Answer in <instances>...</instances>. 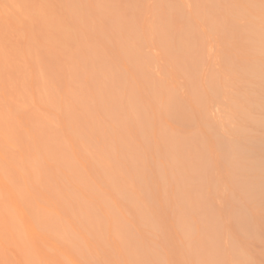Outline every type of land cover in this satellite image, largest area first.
Returning <instances> with one entry per match:
<instances>
[{
	"label": "rangeland",
	"instance_id": "1",
	"mask_svg": "<svg viewBox=\"0 0 264 264\" xmlns=\"http://www.w3.org/2000/svg\"><path fill=\"white\" fill-rule=\"evenodd\" d=\"M156 1H158L159 3H157ZM161 1L155 0L154 3V0H0V264H141L140 261H143L142 264H187L189 262V257L186 254L188 251V243L193 242L194 239L197 238L200 239V241L202 240L204 244L207 242V245L203 244L204 247H210L209 249H211V247L214 248V250L211 249L214 252L210 253L221 254V260L227 257L226 261H220V264H234L232 255L229 252V241L232 234L228 232L229 230L234 229V227L230 222L232 211L231 208L228 207L226 202L227 193H224L223 195L222 192L220 197L218 194L217 197L216 193L212 190V193H214V195L211 194V201L209 204L211 205V212H209V208L206 213H203L205 206H203L204 204H202V200H199V205L196 204V207H193L196 202L195 198L199 197L201 195V192L209 191L208 189H210L208 188V185H204L206 184L205 182L198 186V180L200 179L199 176L202 175L201 167L199 166V162H197L198 155L199 153H201L200 151L203 150L201 146H199L200 144L198 145L201 137H204L203 139H206L205 136L207 137L205 141L201 139V141L207 142L203 150L204 153L202 152L204 155L208 154L206 155L208 158L205 159L206 162H208L209 165L212 164L211 166H214V168L215 163L213 162L217 160V162L219 163H217L216 165L213 176L216 179L218 178L219 181L220 179L224 181L226 185L228 177L226 168L224 166L225 164L221 163L222 160L220 161L221 152L219 154V151L213 147L212 143H210L211 140L208 139L209 135L206 134L205 131L201 128L199 122H197L198 124L196 126V121L198 118L196 103L201 91L202 94L209 93L207 89L209 88L208 86L210 81L207 79V76L209 74L214 75L213 77L216 76L213 80H216L217 82L220 81V78L222 76L225 77L226 80L234 77L230 80V83L234 87H232V85L230 86L229 83V85H227V87L224 89H228V86H230L229 88L232 89H230V92H227V90L224 91H226V93H230L234 97L238 96L240 98V95L237 94L241 92L242 96V91H244L242 86L246 87L248 83L245 84L243 82V79H240V76L237 74L233 76L232 74L229 75L230 72L228 71L227 66H225L226 64L223 62L226 61V59L229 60L230 58H236L237 60H249V55L255 52L256 49L260 47V45L258 41H256L257 43H254L255 40L252 41L248 39L247 36H245L247 37L246 39L243 38V35L242 38L240 37L241 39L239 38L235 42L233 40L231 44H228V40L227 43L226 41H224L225 38L220 36L221 33L217 35V37L215 36L216 34L214 35V37H212L211 32H209L206 28L207 25L205 24L206 26H203L205 22H203V24L202 22L200 23L199 19L201 18L193 14L195 11V7L193 6H196L194 0H188V2L187 0H184L185 2L182 0H174V2L173 0H163L164 2L166 1L165 3ZM189 1H192L191 4L193 6ZM228 1L229 0H226V2ZM240 1L233 0L232 2V0H230V4L244 3L245 0ZM254 1L258 2L257 0ZM261 1L263 2V0ZM260 2H258L257 5L260 6ZM154 4L156 5L154 6ZM151 5L152 8L150 7ZM254 5H256V3ZM159 6H162L161 9ZM182 6H185L188 9H185V7L182 8ZM155 7L157 8L155 9ZM222 8V10L225 9L223 6ZM256 8L258 9L257 11H259V8L261 7L256 6ZM127 10L130 14L126 13ZM224 11H221L220 8V17L223 16L220 19L224 20L225 18V20L222 21V24L223 22H225L224 25L225 27H227L226 20L228 19L227 16L230 15L227 14V16H225L224 14L229 13L230 11H225L226 13ZM249 11V15H247L246 18H248V16L250 15L253 19V16L255 15V17H261V15H259L261 14L260 12H258V14L252 9H250ZM252 13L255 14L252 15ZM166 15L168 17H166ZM122 16H125L124 18L128 17V20L126 19L125 21ZM129 16L130 18L134 17V19H129ZM186 16L188 17V19H192H190L192 22L190 23L192 27H194V29H199L202 32L204 40L202 43L205 45L202 46L201 43L200 47L198 45V47L195 48L194 51H189L190 54L182 55L179 52V54H177L174 49L175 46H179L178 40L181 39V33L179 35L176 31L180 32L178 29H181L182 26H184V20L182 21V19L187 18ZM195 16H197L199 19ZM251 17L249 19H246V22L245 20H243V17H239L237 19L238 25H234L237 27L242 26V28L246 25L248 26L249 24H252V21L250 23V20L252 19ZM160 18L162 20L158 21V19ZM231 18L230 20H232ZM120 20H123L125 23ZM255 20H253V26L258 27L259 29L264 28L262 27L264 26L263 19V21L259 20L261 23L259 21H256L255 23ZM127 21L130 22L127 23ZM120 22L125 24L126 26L123 25V28ZM229 22L232 21H229L228 19V23ZM233 22L236 21L233 20ZM247 22L249 23L246 24ZM193 23H196L197 26ZM148 24L150 26H148ZM127 25L131 29L135 26L134 30L136 33H133L134 30L129 29ZM169 25H171L172 28L171 26L169 27ZM198 25L200 26V28ZM147 27H149V29ZM166 27H168L170 30ZM144 28L146 31L144 30ZM153 29H155L156 32ZM174 29L176 30L174 31ZM181 31H183V29ZM196 31L197 33L200 32L198 30ZM144 32L147 37H149L148 40L146 35H144ZM147 32L148 34H150V36L147 34ZM153 32L157 33V36L154 35ZM165 32H168V36L171 35L170 33L174 34V36L171 35L170 37H168L166 36L167 34ZM158 34L160 36H158ZM162 34H164L165 37H161ZM155 36L159 38L157 39L155 38ZM126 37L128 39H126ZM198 38L200 37L198 36ZM206 38H209V40ZM143 39L145 44L142 43ZM128 40H130V42ZM148 41L151 43V45ZM153 41H158L159 43ZM208 43L210 44V48L208 47ZM146 44L151 48L147 47ZM155 45H159L161 48H158V46H156L157 50L155 51ZM249 45H252L250 47L251 49L249 48ZM170 49L174 50L175 53ZM167 50L169 51L166 52ZM235 51L239 54L237 55ZM194 52H196L195 55L193 54ZM150 53L153 54V56ZM172 53L174 55H172ZM141 55L144 56L143 60V57ZM206 55H208L209 57H207ZM246 55H248V57ZM157 56L161 58V60L168 61L161 62V60ZM184 57L187 58V60H183L185 59ZM188 57L194 58L189 59ZM148 60L152 62H149ZM172 60H174V62ZM178 60L180 62H178ZM181 61H183V63L184 61H187L189 66L186 65L187 63L183 64ZM190 61L193 63L192 66L190 64ZM200 61H202L201 64ZM147 62H149L150 64ZM203 62L204 65L202 64ZM142 63L148 65L145 66ZM178 63H181L182 66L181 64H179L180 66H178ZM194 64H196L197 66V71L196 67H194ZM199 65L202 68L199 67ZM179 67L182 68L178 70ZM143 68L145 69L143 70ZM100 69L101 71H99ZM135 70L138 71L136 72ZM191 70L193 72H191ZM138 72L140 74L139 77L137 75H134L138 74ZM145 72L148 74H145ZM217 75L218 77H221L218 78ZM116 76L117 78L119 77V80L115 78ZM208 77L210 78V76ZM140 79H142V81H139ZM146 79L148 80V82ZM104 80L106 81V83ZM93 81L94 83L92 84ZM126 85H128V87ZM211 85L212 84H210V86ZM133 87L136 91L132 90L134 89ZM239 89H241L242 91ZM97 90L99 94H96ZM237 90H239L240 92ZM129 92H132V95ZM226 93H223L225 96H223L222 94V96L220 95L218 97L217 100H219V102L215 101L211 97H208L207 100V96L204 100L205 102H207L206 105L208 104L207 106H210H206V113L208 114V117L210 116V122L212 121L211 116H213V119H215L214 121L216 123L212 121L215 124H217V120L219 121L220 119L221 125L224 127L223 129L221 127L222 131L220 130V133L224 132V135L227 134V139L233 140V138L236 137V133L238 131L237 128H239L240 125L239 123H241V120L239 119L240 115H238L235 111L236 109L238 110L240 108L238 107L240 105L236 102V100L233 101V103L231 102V104L233 105H229L227 100L229 101L230 98L234 97H230L229 95L230 98L227 99ZM192 94H195L196 96ZM222 97H224V99ZM158 98L159 101L157 100ZM222 99L225 104L221 102ZM137 100L140 102L138 103ZM230 100L232 101V99ZM130 101L133 103H131ZM173 101H176L174 104V109L173 111L170 110V113L168 112L167 114L166 112L168 110H166V103H171ZM237 101H241V98ZM234 102H236L238 106ZM132 104L136 106L133 105L132 107ZM214 104L220 108H217V106H215ZM226 104L228 105V107H230L227 108ZM183 106L188 108L187 110L189 112L187 110L185 112H188L187 115L184 113ZM190 106H193V109ZM213 106L215 107V109H213ZM232 106L235 109L234 111ZM134 107H136V112L134 111ZM111 109H113V111ZM228 109L230 110L228 113H226V110ZM210 110L215 112L216 114L213 115V112H210ZM222 110L224 111L222 112ZM231 110L233 111V113H230L232 112ZM109 112H111L110 115ZM224 112L227 115H224ZM229 113L233 115H230V117H228ZM188 114L193 115L189 116ZM235 114L237 116L236 118ZM168 115L170 116L169 119ZM195 115L197 116L195 117ZM219 115L220 118L218 117ZM137 116H140L144 120L146 119V122H149L148 124L146 123L144 124V126H142L143 129L142 127H139V122L136 121V119L139 120ZM188 116L189 118L187 119ZM193 118L195 119V122H193ZM190 119L192 120V122L190 121ZM183 120H187L186 122L184 121L185 124L183 123ZM225 120H228V124L229 122L231 123V120H234V122H236V124L238 123L239 125L236 126L235 123H232L235 126H232L233 129L231 130L227 127ZM177 123L180 126L182 124L183 128L178 126ZM151 126H153V128ZM162 129H164L166 132L169 131L168 144L171 143L173 144V147L176 148L174 149L170 147V145L168 147V153L171 152V159H175V162L174 160L170 162L179 165H173L167 160L165 156L167 155L165 154V150L167 148L164 149L165 146L163 144H160L163 139L160 134L162 132ZM230 131L231 133L229 134ZM143 133H149L148 137L150 139L148 141H144L142 139ZM258 133L259 135H257ZM257 134V136H260V132H257ZM262 134L263 133H261V135ZM176 136L178 139L174 138ZM87 137L90 140L87 139ZM179 137H192V144H190V139H186L185 142V140L182 138H180V141ZM196 138H198L199 141ZM80 139H82V141ZM173 139L178 141L176 142ZM158 140H160V142ZM182 143L183 146L181 145ZM149 145L152 146H150L149 148ZM187 146H190L193 149L194 147L197 148L193 150L189 147V150ZM57 147L58 149H56ZM186 150H189L188 152H190V155L188 153L187 155L189 156V160L190 158L192 160L189 163L187 162L188 159L187 161H185L184 159L186 158L182 159L180 157L183 156L182 153L184 151V153H186ZM173 152H177V154ZM179 152L181 153V155H179ZM134 154L137 155V157L135 158V167L140 164L137 161L140 162V158H142L141 162L143 165L140 164L138 166H141L139 168L140 170L137 169L138 167L134 168L133 165V168H130L131 161L129 159L132 156H136ZM135 159L132 160L135 161ZM180 160H182L183 162L181 161L180 163ZM184 161L187 163H185ZM156 162H159V166L156 165ZM95 163L97 165H95ZM191 165H194V167L196 168L193 167L194 170L192 168L191 170L193 171L188 176L189 172H191V170L189 171V166ZM186 166L188 170L185 168ZM154 167L158 169L160 167L161 172L159 171L158 173H162V175L164 174V172L170 174L171 171H174L173 175L170 176L166 173L168 175V185L165 186V188L158 185V183L154 181L155 178V180H157L156 176H158V169L156 170ZM181 169H183L182 171H187L188 174L180 173ZM120 172L122 174H120ZM194 172H198L197 174L199 178L196 177V175L195 179L192 178L195 174ZM215 173L216 175H214ZM177 175H180L179 179L176 177ZM186 175L189 177V181ZM203 177L206 178V176ZM59 178H61L62 181L59 180ZM135 178L138 181L135 180ZM173 179L175 180L173 181ZM190 179L193 181L190 182ZM181 180L184 182L183 185ZM185 181H188L191 184H189L188 182L185 183ZM88 182L89 186L87 185ZM170 182L172 185L170 184ZM193 182L197 184H192ZM173 183L175 185H178L179 190L176 189L177 185L175 186ZM178 183H180L181 185ZM184 184L186 186L187 184L189 185V192L187 190L188 187H185ZM113 186L114 191H112ZM190 186H194V188L197 186V188H195L196 191L193 192V190L190 189ZM205 186L206 188L204 189ZM153 187H156L154 188L155 199L154 205L152 206V210L155 216H153V221L151 220L153 224H148L149 222L144 224L140 213L143 212V209H149V205L151 203H149V201L147 200L148 191L149 188L153 189ZM199 187L201 188L200 191ZM183 188L184 190H181ZM190 191L193 192V194L191 193L192 195H190ZM175 196H177L178 198L176 199ZM184 196L185 198L188 197V200L190 198L191 199L189 200V203L187 202L188 200L186 201V209H184L186 211H183V221H188L189 223L193 224L194 227H199L200 223L205 224L204 228L199 232V234L197 233L196 235H193L191 237L183 236L184 234L182 232L180 233V230L177 229V220L175 213L179 211L180 208V205H178L177 202L183 200ZM178 199L180 200L178 201ZM224 200L225 202H223ZM20 202H22V204L24 203V206ZM26 203L27 205H29V209L27 208L26 210H30V212H26L25 210V207L27 206ZM190 203H192V211H190L188 207ZM33 204L35 209L33 208ZM128 204H131V206L128 207ZM254 212L257 214V209ZM27 213L30 217H28ZM220 213L223 215H221ZM210 214L213 218L210 217ZM214 214H218L219 219H216L218 215L214 217ZM94 216L95 218L93 219ZM203 216L205 220L201 218ZM214 218L216 219L215 222L213 221ZM95 219H97L96 222ZM208 220L213 223V225H216V227L211 226V223ZM41 223L43 224V226ZM218 224L221 227H219ZM96 225L99 226V228H97ZM123 228H125L124 230L127 233L122 230ZM208 228L210 229L208 230ZM91 229H93V231ZM211 229L213 230V232ZM66 230L68 231L66 232ZM150 230H153V232L151 233ZM61 231H63L64 233H61ZM209 231H211V233H214L210 234L212 240L211 237L207 234V232L209 233ZM230 232H232V230ZM57 233V237H60H58V239L64 245H62V243L57 239L56 235H53ZM200 234L203 236H201ZM221 234L223 235L221 236ZM60 235H63L62 237H64V235L65 237L67 236V239L69 240L65 239V237L61 238ZM120 237L122 239H120ZM225 237L226 239L224 240ZM157 238H159V240H157ZM61 239H64V241ZM102 241L104 243H102ZM220 241H222L221 246L219 244ZM65 242L68 243L65 244ZM162 243L163 245H161ZM68 244L71 245L73 249L69 247ZM227 244L228 246H226ZM262 244L264 245V242ZM262 244L254 245L249 243V247H252L251 251L253 252V254L264 253V246ZM181 245L182 247H180ZM216 245H218V247H216ZM155 246L157 249H159L157 250ZM191 246L193 247L195 246V244H191ZM146 249H148L149 251ZM209 249L208 251H210ZM215 250L217 252H215ZM221 250L225 251V253L228 252L229 254L224 253L223 257V252ZM184 254L185 256L182 257ZM258 256L261 257L260 260L258 259ZM258 256L255 255L256 259H258L257 262H260L259 264H264V254H260ZM136 257L137 259H135ZM132 260L134 262H132ZM206 263L213 264L212 261L210 262L207 258L205 261L204 258V264Z\"/></svg>",
	"mask_w": 264,
	"mask_h": 264
},
{
	"label": "bare ground",
	"instance_id": "2",
	"mask_svg": "<svg viewBox=\"0 0 264 264\" xmlns=\"http://www.w3.org/2000/svg\"><path fill=\"white\" fill-rule=\"evenodd\" d=\"M159 1H161V0H159ZM163 1V0H162ZM161 1V2H162ZM182 1H184V0H182ZM186 1V0H185ZM184 1V2H185ZM193 1V0H192ZM192 1H189L190 2V4H191V2ZM195 2V5L196 6H193L192 4V6L193 7H195V11H194V15H197V16H199V18H201V19H199L197 16H195V17H197L199 20H200V23L202 22V24H203V22H205L204 24H203V26H206V28L208 29V31L209 32H211V34H212V37H214V35L217 37V35H219L220 33V36L221 37H223V38H225V40L224 41H226V43H227V40H228V44H231V42L234 40V42L237 40V39H239L240 37L242 38V35H243V38H247L248 37V39H250V40H255L254 41V43L256 42V41H258V43H259V45H260V47L259 48H257L256 49V51L255 52H251L250 50V52L252 53L251 55H249L250 57V59L249 60H243V59H241V60H237L236 58L235 59H232V58H230L229 60L228 59H226V61H224L223 62V60H222V62L223 63H225V64H223V65H225V66H227V69H228V71L230 72L229 73V75H231L232 74V76L233 75H235V74H237V75H239L240 76V79H243V82L246 84V83H248V85L245 87V86H242V88L244 89V91H242L241 89H239V90H241L243 93H242V96H241V92L239 91V90H237V91H239L238 93L239 94H237V95H240V98H241V101H237V100H239L240 98L238 97H234L233 95H231L230 93H226V91H224V90H227V92H230V89H232V88H229L232 84L230 83L231 81V79L232 78H234V77H232L231 79H225V77H221V76H219L218 77V75H217V77L218 78H220V81H214L213 79H215V77H213L214 75H208V76H210V78L207 76V79L208 80H210L209 81V88H207L208 89V92L209 93H203L202 94V91H201V93H199L200 95H199V98L197 99V113H198V118H197V121H196V126H197V122H199V124H200V126H201V128L205 131V133L206 134H208L209 136V140H211L210 141V143H212V145H213V147L214 148H216L218 151H219V154H220V152H221V156H220V161H221V163H224L225 165V168H226V173L228 174V177H227V185H226V183L224 182V181H222L221 179H220V181L218 180V178L216 179L214 176H213V172H215V168H216V165H217V160L216 161H214L213 163H215V168H214V166H211V165H209L208 164V162H206V160L205 159H208L207 158V156L206 155H208V154H203L204 152H203V150H204V148H205V144H207V142H204L206 139H207V137L205 136V138L206 139H203L202 137H201V139L202 140H204V141H201V139H200V136H199V139H200V141L198 140V138H196L198 141H199V143H198V145L199 146H201V148L203 149V150H201L200 152L201 153H199V155H198V158H197V162H199V166L201 167V170H202V175H200L199 177H200V179L198 180V186L199 185H201V184H203L204 182L206 183V184H204V185H208L209 187L208 188H210V189H208L209 191H204V192H201L200 194V196L199 197H197L198 198V200H197V198H195L196 199V202H195V204L193 205V207L195 208L196 207V204L197 205H199V200H202L201 202H202V204H204L203 206H205V208H204V211H203V213H206V211L207 210H209V208H210V210H209V212H211V205H209L210 204V201H211V194H213L214 195V193H212V190H213V192H215L216 193V195L218 194L219 195V197H220V195H221V193L224 195V193H227V205H228V207H230L231 208V218H230V222L232 223V226L234 227V229H231L232 230V232H230L231 230H229V232L228 233H231L232 235H231V237H230V241H229V246H230V254L232 255V258H233V262H234V264H259L258 262H257V260L259 259L260 260V258L261 257H259L258 255H260V254H264V253H260V254H258V253H254L255 255H257L259 258L258 259H256V257H255V255L253 254V252L251 251V248L249 247V243L250 244H254V245H258V244H262L264 241V28H258V27H255V26H253L254 25V21L253 20H255V23H256V21H259V20H261V21H263L264 20V0H263V2L261 1H259V0H257L258 2H260L259 4H260V6L259 5H257V3L258 2H255L254 0L252 1V0H245L244 1V3H233V4H230L231 2H230V0L228 1V2H226V0H194ZM238 1H240V0H238ZM157 3H159L158 1H156ZM160 2V3H161ZM166 2V1H165ZM164 1H163V3H165ZM173 2H174V0H173ZM187 2H188V0H187ZM232 2H233V0H232ZM241 2V1H240ZM144 3V2H143ZM151 3H152V1H151ZM154 3H155V0H154ZM168 3H170V2H168ZM178 3H180V2H178ZM256 3V5H254ZM134 4V3H133ZM167 4V3H166ZM174 4V3H173ZM187 4V3H186ZM189 4V5H190ZM124 5H125V3H124ZM145 5H146V3H145ZM152 5H153V3H152ZM152 5L150 6L151 8H152ZM156 4H154V6H155ZM158 5V4H157ZM160 5V4H159ZM163 5V4H162ZM175 5V4H174ZM142 6V5H141ZM147 6H148V4H147ZM222 6L225 8L224 10L226 11V12H229V13H226L224 10H222L223 8H222ZM253 8H252V7ZM256 6H258V7H261V8H259V11H257L258 9L256 8ZM160 7V6H159ZM162 7V6H161ZM161 7H160V9H161ZM166 7V6H165ZM185 7V6H184ZM183 6H182V8H184ZM141 8V7H140ZM142 8H144V7H142ZM154 8V7H153ZM157 7H155V9H156ZM176 8V7H175ZM187 7H185V9H186ZM190 8V7H189ZM220 8H221V11H224L226 14H224L225 16H227V14L228 15H230L231 17H233V18H231L230 16H227L228 17V19H229V21H232L233 22V20H235L236 22H229L228 23V19L226 20V23H227V27H225V22H223V24H222V21H224L225 20V18H224V20H222V19H220V18H222L223 16H221L220 17V14H221V12H220ZM173 9V8H172ZM188 9V8H187ZM250 9H252L253 11H256L257 13L258 12H260L261 14H259V15H261V17L260 16H257V17H255V16H253L254 17V19L251 17V15L250 16H248V18H246L247 17V15H249L248 13L250 12L249 10ZM256 9V10H255ZM136 10V9H135ZM142 11V10H141ZM154 11V10H153ZM161 11V10H160ZM177 11V10H176ZM175 11V12H176ZM120 12V11H119ZM139 12V11H138ZM156 12V11H155ZM155 12H153V13H155ZM174 12V13H175ZM193 12V11H192ZM191 12V13H192ZM255 12V13H256ZM126 13H129L128 12V10L126 11ZM136 13V12H135ZM254 13V14H255ZM256 13V14H257ZM130 14V13H129ZM141 14V13H140ZM143 14V13H142ZM150 14H152V13H150ZM167 14V13H166ZM176 14V13H175ZM253 13H252V15H254ZM124 15V14H123ZM133 15V14H132ZM131 15V16H132ZM138 15V14H137ZM159 15V14H158ZM158 15H156V16H158ZM179 15V14H178ZM178 15H177V17H178ZM139 16V15H138ZM141 16V15H140ZM148 16H149V13H148ZM148 16H147V18H148ZM163 16V15H162ZM224 16V17H225ZM263 16V17H262ZM123 17V16H122ZM125 17V16H124ZM123 17V18H124ZM154 17H155V15H154ZM166 17H168L167 15H166ZM187 17V16H186ZM190 17V16H189ZM226 17V18H227ZM239 17H243L244 19L243 20H245V22H246V19H249L250 17L252 18L251 20H250V23H251V21H252V24H249L248 26L246 25V24H248L249 22H247L244 26L245 27H243L242 28V26H240V27H237V26H235L236 24L238 25V23H237V19L239 18ZM119 18V17H118ZM128 18V17H127ZM127 18H124L125 19V21H126V19ZM138 18V17H137ZM153 18V17H152ZM164 18H165V16H164ZM184 18V17H183ZM202 18H203V20H202ZM205 18V19H204ZM230 18L232 19V20H230ZM236 18V19H235ZM261 18V19H260ZM129 19H134V17H132V18H130V16H129ZM155 19V18H154ZM191 18H189L188 19V17L187 18H184V19H182V21H183V23H184V26H182V28L181 29H178L180 32H178V31H176L177 32V34H179L180 35V33H181V39H179L178 40V42H179V46L177 47V46H175V51L177 52V54H179V53H181L182 55H187V54H190L189 53V51L190 52H192V51H194V49L195 48H197L198 47V45H199V47L201 46L200 44L204 41L203 40V34H202V32L199 30V29H194V27H192V25L190 24V23H192L191 22V20H190ZM263 19V20H262ZM128 20V19H127ZM159 20H162L161 18L160 19H158V21ZM171 20V19H170ZM120 21H123V20H120ZM140 21H142V20H140ZM140 21H138V22H140ZM146 21V20H145ZM181 21V22H182ZM82 22V21H81ZM80 22V23H81ZM84 22V21H83ZM124 22V21H123ZM128 22H130V21H127V23ZM137 22V23H138ZM161 22V21H160ZM166 22V21H165ZM165 22H164V24H165ZM260 22V21H259ZM259 22H258V24H259ZM121 23V22H120ZM125 23V22H124ZM153 23V22H152ZM200 23H199V25H200ZM232 23V24H231ZM261 23V22H260ZM122 24V26L123 25H125V24H123V23H121ZM158 24V23H157ZM193 24H196V23H193ZM201 24V25H202ZM206 24V25H205ZM229 24V25H228ZM231 24V25H230ZM235 24V25H234ZM264 24V23H263ZM120 25V24H119ZM128 25H130V24H128ZM127 25V26H128ZM183 25V24H182ZM198 25V26H199ZM239 25H240V23H239ZM251 25V26H250ZM126 26V25H125ZM148 26H150L149 24H148ZM152 26V25H151ZM161 26V25H160ZM171 25H169V27H170ZM176 26V25H175ZM174 26V27H175ZM195 26V25H194ZM196 26H197V24H196ZM129 27V26H128ZM162 27V26H161ZM165 27V26H164ZM184 27V28H183ZM202 27V26H201ZM225 27V28H224ZM262 27H264V26H262ZM123 28H124V26H123ZM148 29H149V27H147ZM153 28V27H152ZM166 28H168V27H166ZM165 28V29H166ZM171 28H172V26H171ZM199 28H200V26H199ZM129 29H131L130 27H129ZM132 29L134 30L135 29V26L134 27H132ZM131 29V30H132ZM139 29V28H138ZM147 29V30H148ZM169 29V28H168ZM167 29V30H168ZM183 29V31H181ZM206 29V30H207ZM210 29V30H209ZM98 30V29H97ZM101 30V29H100ZM144 30H145V28H144ZM154 31H155V29H153ZM152 30V31H153ZM167 30H165V31H167ZM170 30V29H169ZM168 30V31H169ZM172 30V29H171ZM176 29H174V31H175ZM196 30H198V31H200V32H198L197 33V31ZM205 30V29H204ZM123 31V30H122ZM121 31V32H122ZM137 31H139V30H137ZM146 31V30H145ZM149 31V30H148ZM161 31H163V30H161ZM124 32V31H123ZM140 32H141V30H140ZM156 32V31H155ZM160 32V31H159ZM173 32V31H172ZM126 33V32H125ZM133 33H136L135 32V30H134V32ZM154 33V32H153ZM161 33H163V32H161ZM166 34V36H168V32H165ZM201 33V34H200ZM207 33V32H206ZM225 35H224V34ZM127 34H128V31H127ZM132 34V33H131ZM147 34H148V32H147ZM171 35H173L174 36V34H172V33H170ZM208 34H210V33H208ZM207 34V35H208ZM121 35V34H120ZM144 35H146L145 34V32H144ZM143 35V36H144ZM149 36H150V34H148ZM154 35H156L157 36V33H154ZM171 35H169L168 37H170ZM205 35V34H204ZM130 36H132V35H130ZM139 36V35H138ZM142 36V35H141ZM155 36V38H159V37H156ZM158 36H160L159 34H158ZM165 37L164 36V34H162L161 35V37ZM198 36L200 37V38H198ZM245 36H247V37H245ZM120 37V36H119ZM118 37V38H119ZM128 37H129V35H128ZM146 37H147V35H146ZM145 37V38H146ZM153 37V36H152ZM70 38V37H69ZM125 38V37H124ZM142 38V37H141ZM148 38L149 37H147V40H148ZM151 38V37H150ZM240 38V39H241ZM126 39H128L127 37H126ZM136 39V38H135ZM206 39H208L209 40V38H206ZM211 39H213V38H211ZM220 39V38H219ZM152 40H154V39H152ZM151 40V41H152ZM207 40V41H208ZM217 40H218V38H217ZM250 40H248V41H250ZM120 41V40H119ZM126 41V40H125ZM129 42H130V40H128ZM139 41V40H138ZM141 41H142V39H141ZM149 41H150V39H149ZM148 41V42H149ZM171 41V40H170ZM241 41V40H240ZM121 42H122V40H121ZM120 42V43H121ZM133 42V41H132ZM153 42H156V43H159L158 41H153ZM247 42V41H246ZM126 43V42H125ZM139 43V42H138ZM142 43H144L145 44V42H144V39H143V42ZM150 43V42H149ZM155 43V44H156ZM205 43H206V41H205ZM252 43V42H251ZM257 43V42H256ZM124 44V43H123ZM128 44V43H127ZM131 44V43H130ZM209 44V43H208ZM215 44V43H214ZM122 45V44H121ZM143 45V44H142ZM147 45V44H146ZM150 45H151V43H150ZM203 45H205V44H203L202 43V46ZM233 45H235V44H233ZM237 45V44H236ZM120 46V45H119ZM135 46V45H134ZM156 46H158V48L160 47L159 45H155V51L157 50V48H156ZM238 46H239V44H238ZM244 46V45H243ZM252 46V45H251ZM250 45H249V48L251 47ZM90 47V46H89ZM121 47V46H120ZM124 47V46H123ZM128 47V46H127ZM137 47V46H136ZM147 47H149L148 45H147ZM146 47V48H147ZM209 48H210V44H209V46H208ZM214 47V46H213ZM246 47H248V46H246ZM245 47V48H246ZM257 47V46H256ZM255 47V48H256ZM79 48H81V47H79ZM92 48V47H91ZM145 48V47H144ZM149 48H151V47H149ZM161 48V47H160ZM169 48V47H168ZM232 48V47H231ZM240 48V47H239ZM85 49V48H84ZM84 49H83V51H84ZM127 49V48H126ZM137 49V48H136ZM142 49V48H141ZM235 49V48H234ZM242 49H243V47H242ZM248 49V48H247ZM251 49V48H250ZM88 50V49H87ZM93 50V49H92ZM145 50V49H144ZM152 50H154V49H152ZM165 50V49H164ZM170 50H172V49H170ZM174 50H172L173 52H174ZM253 50V49H252ZM86 51V50H85ZM127 51V50H126ZM125 51V52H126ZM136 51V50H135ZM169 50H167L166 52H168ZM171 51V52H172ZM81 52V51H80ZM140 52V51H139ZM148 52H149V50H148ZM179 52V53H178ZM229 52V51H228ZM236 52V51H235ZM89 53V52H88ZM95 53V52H94ZM132 53H134V52H132ZM152 53V52H151ZM150 53V54H151ZM158 53V52H157ZM175 53V52H174ZM231 53V52H230ZM237 53V52H236ZM245 53V52H244ZM84 54H85V52H84ZM87 54V53H86ZM121 54V53H120ZM125 54V53H124ZM163 54V53H162ZM168 54V53H167ZM167 54H166V56H167ZM180 54V55H181ZM194 55L196 54V52H194L193 53ZM232 54V53H231ZM239 53H237V55H238ZM93 55V54H92ZM138 55V54H137ZM152 56H153V54H151ZM172 55H174L173 53H172ZM204 55V54H203ZM248 55H246L247 57H248ZM142 56V55H141ZM162 56V55H161ZM207 57H209L208 55H206ZM205 56V57H206ZM220 56V55H219ZM233 56V55H232ZM245 56V57H246ZM96 57V56H95ZM100 57H101V55H100ZM122 57V56H121ZM125 57V56H124ZM138 57V56H137ZM140 57V56H139ZM143 58H142V60L144 59V56H142ZM156 57V56H155ZM158 57V56H157ZM169 57V56H168ZM206 57V58H207ZM218 57V56H217ZM222 57H223V55H222ZM240 57V56H239ZM87 58V57H86ZM132 58V57H131ZM159 58V57H158ZM165 58H167V57H165ZM185 58V57H184ZM189 58V57H188ZM191 58H194V57H190L189 59H191ZM219 58V57H218ZM226 58V57H225ZM83 59V58H82ZM124 59V58H123ZM147 59V58H146ZM160 60H161V58H159ZM173 59V58H172ZM176 59V58H175ZM221 59V58H220ZM223 59V58H222ZM88 60V59H87ZM182 60V59H181ZM183 60H187V58H185V59H183ZM91 61V60H90ZM130 61H131V59H130ZM138 61V60H137ZM146 61V60H145ZM149 61V60H148ZM165 62V61H168V60H161V62ZM173 62H174V60H172ZM175 61H177V60H175ZM219 61V60H218ZM97 62V61H96ZM101 62H102V59H101ZM104 62V61H103ZM135 62V61H134ZM139 62V61H138ZM149 62H152V61H149ZM149 62H147V63H149ZM178 62H180L179 60H178ZM182 63H183V61H181ZM191 62V61H190ZM201 62L202 61H200V64H201ZM93 63V62H92ZM108 63V62H107ZM128 63H132V62H128ZM137 63V62H136ZM145 63V62H144ZM144 63H142V64H144ZM168 63V62H167ZM172 63V62H171ZM184 63H187V61L185 62L184 61ZM183 63V64H184ZM206 63H207V61H206ZM211 63V62H210ZM221 63V62H220ZM219 63V64H220ZM82 64H84V63H82ZM85 64H86V62H85ZM109 64V63H108ZM119 64V63H118ZM135 64V63H134ZM141 64V65H142ZM150 64V63H149ZM179 64H181V63H178V66H180ZM191 64V66L193 65V63L191 62L190 63ZM197 64V63H196ZM196 64H194L195 66L194 67H196V71H197V66H196ZM203 65H204V62L202 63ZM217 64V63H216ZM218 64V65H219ZM94 65H96V64H94ZM99 65V64H98ZM101 65V64H100ZM138 65H140V64H138ZM145 65V64H144ZM146 65H148V64H146ZM145 65V66H146ZM172 65V64H171ZM173 65H175V64H173ZM186 65H188L189 66V64L187 63ZM84 66V65H83ZM107 66V65H106ZM128 66V65H127ZM162 66V65H161ZM181 66H182V64H181ZM185 66V65H184ZM190 66V67H191ZM91 67V66H90ZM96 67H98V66H96ZM108 67V66H107ZM135 67V66H134ZM144 67V66H143ZM150 67V66H149ZM172 67V66H171ZM174 67V66H173ZM187 67V66H186ZM193 67V68H194ZM199 67H201L200 65H199ZM217 67V66H216ZM109 68V67H108ZM129 68V67H128ZM146 68V67H145ZM145 68H143V70L145 69ZM156 68V67H155ZM180 68H182V67H179V69L178 70H180ZM193 68H191V69H193ZM202 68V67H201ZM205 68V67H204ZM203 68V69H204ZM206 68H208V67H206ZM210 68H212V67H210ZM137 69V68H136ZM142 69V68H141ZM153 69V68H152ZM164 69H166V68H164ZM177 69V68H176ZM183 69H185V68H183ZM195 69V68H194ZM202 69V70H203ZM223 69V68H222ZM221 69V70H222ZM82 70V69H81ZM134 70V69H133ZM175 70V69H174ZM187 70V69H186ZM189 70V69H188ZM217 70V69H216ZM99 71H101V69L99 70ZM136 71V70H135ZM138 71V70H137ZM136 71V72H137ZM181 71H182V69H181ZM77 72H79V71H77ZM82 72V71H81ZM81 72H80V74H81ZM107 72V71H106ZM153 72V71H152ZM169 72V71H168ZM178 72H180V71H178ZM191 72H193L192 70H191ZM199 72V71H198ZM215 72V71H214ZM214 72H213V74H214ZM106 74V73H105ZM116 74H117V72H116ZM134 74V73H133ZM145 74H148V73H146L145 72ZM153 74V73H152ZM180 74V73H179ZM196 74V73H195ZM222 74V73H221ZM228 74V73H227ZM92 75V74H91ZM134 75H137L138 77H139V72H138V74H134ZM228 75V76H229ZM115 76V75H114ZM174 76V75H173ZM193 76V75H192ZM202 76V75H201ZM73 77H75V76H73ZM85 78V77H84ZM115 78H117V76L115 77ZM119 78V77H118ZM117 78V79H118ZM123 78V77H122ZM125 78V77H124ZM137 78V77H136ZM147 78H149V77H147ZM204 78H205V76H204ZM228 78V77H227ZM78 79H80V78H78ZM121 79V78H120ZM169 79H170V77H169ZM119 80V79H118ZM131 80V79H130ZM147 80V79H146ZM187 80H189V79H187ZM191 80V79H190ZM192 80H193V78H192ZM204 80V79H203ZM207 80V81H208ZM218 80V79H217ZM77 81H79V80H77ZM83 81H84V79H83ZM105 81V80H104ZM139 81H142V79H140ZM144 81V80H143ZM157 81V80H156ZM186 81V80H185ZM228 81V82H227ZM248 81V82H247ZM74 82V81H73ZM121 82V81H120ZM132 82V81H131ZM137 82V81H136ZM147 82H148V80H147ZM178 82V81H177ZM192 82V81H191ZM90 83V82H89ZM94 83V81L92 82V84ZM104 83V82H103ZM105 83H106V81H105ZM104 83V84H105ZM118 83H119V81H118ZM138 83V82H137ZM154 83V82H153ZM182 83V82H181ZM229 83H230V86H228V89H229V91H228V89H224V88H226L227 87V85H229ZM132 84V83H131ZM161 84V83H160ZM210 84H212L211 86H210ZM86 85V84H85ZM90 85V84H89ZM102 85V84H101ZM97 86H99V85H97ZM105 86V85H104ZM119 86V85H118ZM122 86V85H121ZM127 87H128V85H126ZM155 86V85H154ZM79 87V86H78ZM91 87H92V85H91ZM90 87V88H91ZM126 87V88H127ZM136 87V86H135ZM141 87V86H140ZM207 87V86H206ZM232 87H234L233 85H232ZM95 88H96V86H95ZM122 88V87H121ZM125 88V87H124ZM134 88V87H133ZM145 88H146V86H145ZM182 88V87H181ZM238 88H240V87H238ZM76 89V88H75ZM69 90V89H68ZM121 90V89H120ZM132 90H135V88L134 89H132ZM151 90V89H150ZM197 90V89H196ZM90 91V90H89ZM96 91V90H95ZM136 91V90H135ZM152 91V90H151ZM182 91V90H181ZM207 91V90H206ZM84 92V91H83ZM175 92V91H174ZM189 92V91H188ZM193 92V91H192ZM196 92V91H195ZM226 93V97H227V99L228 98H230L231 96H233L234 98H230V99H232V101L229 99V101L227 100V99H225V100H227V102L229 103V105H233V104H231V102L233 103V101H235L236 100V102L237 103H239V105L240 106H238V104L236 103V102H234V103H236L237 104V106L238 107H240L238 110H240V111H238L237 109L235 110L234 108H233V106H232V108H233V111L235 110L236 112H237V114L238 115H240V117H239V119L241 120L240 122L241 123H237L236 124V122H234V120H231V123L229 122V124L227 123L228 122V120H225V123H226V125H227V127L229 128V129H233L232 128V126H235V125H233L232 123H235L236 124V126H238L239 125V128H237V133H236V137L235 138H233V140H229V139H227V134H225L224 135V132L223 133H220V130L222 131V129L224 128L222 125H221V121H220V119H219V121L217 120V124H215L216 122L214 121L215 119H213V116H211L212 117V121H214L215 123H213L212 121L210 122V120H209V118H210V116L208 117V114L206 113V108L207 107H210V106H207L206 105V103L207 102H205V100L204 99H206L205 97L207 96V100H208V97H211L212 99H214L215 101H218L219 102V100H217L218 99V97L221 95L222 96V94L223 93ZM131 95H132V92H129ZM173 93V92H172ZM96 94H99V92H98V90H97V93ZM108 94V93H107ZM127 94H128V92H127ZM135 94H136V92H135ZM167 94H169V93H167ZM227 94H228V96H227ZM74 95V94H73ZM88 95V94H87ZM102 95V94H101ZM109 95V94H108ZM112 95V94H111ZM130 95V96H131ZM133 95H134V93H133ZM172 95V94H171ZM178 95V94H177ZM192 95H195V94H192ZM229 95H230V97H229ZM103 96H104V94H103ZM155 96V95H154ZM153 96V97H154ZM196 96V95H195ZM223 96H225L224 94H223ZM90 97V96H89ZM110 97V96H109ZM139 97V96H138ZM137 97V98H138ZM144 97V96H143ZM159 97V96H158ZM168 97H169V95H168ZM183 97V96H182ZM181 97V98H182ZM194 97V96H193ZM128 98V97H127ZM177 98V97H176ZM175 98V99H176ZM210 98V99H211ZM223 99H224V97H222ZM235 98H237V99H235ZM105 99V98H104ZM108 99V98H107ZM142 99V98H141ZM167 99V98H166ZM220 99V98H219ZM223 99H222V101L221 102H223ZM71 100V99H70ZM90 100V99H89ZM110 100V99H109ZM130 100V99H129ZM158 101H159V98L157 99ZM170 100V99H169ZM119 101V100H118ZM141 101H143V100H141ZM171 101V100H170ZM187 101V100H186ZM195 101H196V99H195ZM210 101V100H209ZM208 101V102H209ZM73 102V101H72ZM91 102V101H90ZM131 102V101H130ZM137 102L139 103L140 101H138L137 100ZM176 102V101H175ZM175 102L173 101V102H168V103H166L167 104V106H166V110H168L166 113L168 114V112L170 111V110H172L173 111V109H174V104H175ZM190 102V101H189ZM211 102V101H210ZM209 102V103H210ZM226 102V101H225ZM108 103V102H107ZM131 103H133V102H131ZM192 103H193V101H192ZM212 103V102H211ZM217 103V102H216ZM215 103V104H216ZM84 104V103H83ZM82 104V105H83ZM100 104V103H99ZM135 104V103H134ZM134 104H132L131 106L133 107V105ZM214 104V105H215ZM223 104H225L224 102H223ZM81 105V106H82ZM105 105V104H104ZM107 105V104H106ZM144 105H145V103H144ZM178 105V104H177ZM193 105V104H192ZM227 105V104H226ZM235 105V104H234ZM101 106V105H100ZM116 106V105H115ZM134 106H136V105H134ZM207 106V107H206ZM215 106H217V105H215ZM143 107V106H142ZM181 107V106H180ZM191 107V106H190ZM193 107V106H192ZM191 107V108H192ZM214 107V106H213ZM226 107V106H225ZM230 107V106H229ZM228 107V105H227V108H229ZM93 108V107H92ZM110 108V107H109ZM108 108V109H109ZM121 108V107H120ZM217 108H220V107H218L217 106ZM236 108V107H235ZM84 109V108H83ZM144 109V108H143ZM188 108H186V107H184L183 106V110H184V113L186 112V110H187ZM193 109V108H192ZM212 109V108H211ZM213 109H215V107L213 108ZM226 109V108H225ZM231 109V108H230ZM230 109H228V110H226L225 112L226 113H228L229 112V110ZM98 110H99V108H98ZM112 111H113V109H111ZM116 110V109H115ZM136 110V107H134V111ZM218 110V109H217ZM103 111V110H102ZM106 111V110H105ZM109 111V110H108ZM118 111V110H117ZM133 111V112H134ZM176 111H177V109H176ZM188 111V110H187ZM224 110H222V112H223ZM232 111V110H231ZM233 111L232 112H230V113H233ZM68 112V111H67ZM87 112V111H86ZM100 112V111H99ZM136 112V111H135ZM142 112V111H141ZM182 112V111H181ZM189 112V111H188ZM187 112V113H188ZM210 112H213V111H211L210 110ZM224 112V113H225ZM84 113V112H83ZM93 113V112H92ZM103 113V112H102ZM116 113V112H115ZM146 113V112H145ZM164 113V112H163ZM170 113V112H169ZM187 113H185L186 115H187ZM196 113V114H197ZM224 114V115H227V114ZM228 114V117H230V115H233V114ZM69 114V113H68ZM88 114V113H87ZM101 114V113H100ZM111 114V112H109V115ZM113 114V113H112ZM119 114V113H118ZM118 114H116V115H118ZM140 114V113H139ZM138 114V115H139ZM142 114V113H141ZM195 114V113H194ZM213 115L214 114H216L215 112H213L212 113ZM218 114V113H217ZM93 115V114H92ZM91 115V116H92ZM94 115H95V113H94ZM121 115V114H120ZM170 115V114H169ZM168 115V119H169V117L171 116H169ZM189 115V114H188ZM191 115H193V114H191ZM191 115H189V116H191ZM210 115V114H209ZM107 116V115H106ZM134 116H135V113H134ZM141 116V115H140ZM140 116H137L138 118H139V120L138 119H136V121L137 122H139V127H142V126H144V124H148L149 122L147 121L146 122V119L144 120L143 118H141ZM143 116V115H142ZM189 116L187 117V119L189 118ZM197 115H195V117H196ZM114 117V116H113ZM179 117V116H178ZM193 117V116H192ZM216 117V116H215ZM219 118H220V115L218 116ZM217 117V118H218ZM233 117V116H232ZM237 116H236V114H235V118H236ZM148 118V117H147ZM173 118V117H172ZM234 118V119H235ZM176 119H177V117H176ZM185 119V118H184ZM194 119V118H193ZM178 120H181V119H178ZM161 121V120H160ZM172 121H173V119H172ZM184 121L185 120H183V123H184ZM187 121V120H186ZM185 121V122H186ZM190 121L192 122V120L190 119ZM233 121V122H232ZM162 122V121H161ZM160 122V123H161ZM175 122V121H174ZM193 122H195V119L193 120ZM68 123V122H67ZM91 123V122H90ZM103 123V122H102ZM181 123H182V121H181ZM188 123V122H187ZM219 123H220V125H219ZM138 124V123H137ZM185 124V123H184ZM96 125H98V124H96ZM160 125V124H159ZM177 125H178V123H177ZM187 125V124H186ZM191 125V124H190ZM229 125V126H228ZM148 126V125H147ZM146 126V127H147ZM178 126H180V125H178ZM231 126V127H230ZM94 127V126H93ZM136 127H137V125H136ZM135 127V128H136ZM152 128H153V126H151ZM163 127V126H162ZM180 127H182V124H181V126ZM190 127V126H189ZM219 127V128H218ZM221 127H222V129H221ZM120 128V127H119ZM183 128V127H182ZM227 128V129H228ZM104 129H105V127H104ZM141 129V128H140ZM142 129H143V127H142ZM146 130V129H145ZM196 130H197V127H196ZM249 130V131H248ZM83 131V130H82ZM85 131H87V130H85ZM144 131V130H143ZM235 131V130H234ZM66 132H67V130H66ZM145 132V131H144ZM150 132V131H149ZM153 132V131H152ZM151 132V133H152ZM169 132V131H168ZM168 132H166L164 129H162V132L160 133L161 134V136H162V141L160 142V140H158L159 142H160V144H163L165 147H164V149H166L165 150V154H167V155H165L166 156V158H167V160L170 162V161H172V160H174V162H175V159L174 158H172L171 159V155H170V153L171 152H169L168 153V147H169V145H170V147H172V148H174V149H176L175 147H173V144H171V143H169L168 144ZM257 132H260V136H257V135H259V133L257 134ZM99 133V132H98ZM146 133V132H145ZM171 133V132H170ZM231 133V131L229 132V134ZM261 133H263L262 135H261ZM70 134V133H69ZM122 134V133H121ZM148 134L149 133H147V134H144L143 133V137H142V139L144 140V141H148L150 138L148 137ZM181 134V133H180ZM204 134V133H203ZM254 134V135H253ZM257 134V135H256ZM73 135V134H72ZM86 135V134H85ZM142 135V134H141ZM147 135V136H146ZM172 135V134H171ZM170 135V136H171ZM233 135V134H232ZM249 135V136H248ZM172 137V136H171ZM231 137V136H230ZM93 138V137H92ZM91 138V139H92ZM125 138V137H124ZM174 138H176V139H178L177 138V136L176 137H174ZM180 138H182V137H179V140H180ZM87 139H89L88 137H87ZM95 139V138H94ZM134 139V138H133ZM182 139H184L185 140V142H186V139L187 140H189L190 141V144H192L191 143V141H192V137H188V138H182ZM230 139H232V138H230ZM81 141H82V139H80ZM90 140V139H89ZM124 140H126V139H124ZM129 140V139H128ZM141 140V139H140ZM173 140H175V139H173ZM183 140V141H184ZM40 141V140H39ZM43 141V140H42ZM47 141V140H46ZM176 141V140H175ZM178 141V140H177ZM176 141V142H177ZM181 141V140H180ZM179 141V142H180ZM102 142V141H101ZM54 143V142H53ZM81 143V142H80ZM107 143V142H106ZM36 144V143H35ZM49 144V143H48ZM61 144V143H60ZM85 144V143H84ZM92 144V143H91ZM121 144V143H120ZM134 144V143H133ZM149 144V143H148ZM152 144V143H151ZM196 144V143H195ZM37 145V144H36ZM40 145H41V143H40ZM50 145V144H49ZM53 145V144H52ZM55 145V144H54ZM81 145V144H80ZM128 145V144H127ZM127 145H125V146H127ZM167 145V146H166ZM178 145H180V144H178ZM182 146H183V143L181 144ZM197 145V146H198ZM146 146V145H145ZM150 146H152V145H149V148H150ZM192 146V145H191ZM44 147V146H43ZM42 147V148H43ZM46 147H49V146H46ZM51 147V146H50ZM129 147V146H128ZM188 147V146H187ZM190 147V146H189ZM189 147H188V149H189ZM138 148V147H137ZM183 148H185V147H183ZM190 148H192V147H190ZM197 147H194V149H196ZM56 149H58V147L56 148ZM61 149V148H60ZM98 149V148H97ZM131 149H132V147H131ZM173 149V150H174ZM187 149V148H186ZM193 149V148H192ZM193 149V150H194ZM86 150V149H85ZM88 150H90V149H88ZM100 150V149H99ZM126 150V149H125ZM183 150V149H182ZM190 150V149H189ZM188 150V151H189ZM206 150V149H205ZM216 150V151H217ZM57 151V150H56ZM55 151V152H56ZM170 151H172V150H170ZM176 151V150H175ZM187 150H186V153H182L183 154V156H180L182 159H184V158H186V159H184L185 161H187V159H188V163L189 162H191L192 160H191V158H190V160H189V156L187 155V153L189 154L190 152H188ZM207 151V150H206ZM132 152V151H131ZM153 152V151H152ZM194 152V151H193ZM203 152V153H202ZM87 153V152H86ZM91 153V152H90ZM97 153V152H96ZM140 153V152H139ZM144 153V152H143ZM164 153V152H163ZM173 153H176L177 154V152H173ZM173 153H172V155H173ZM51 154V153H50ZM100 154V153H99ZM138 154V153H137ZM184 154H185V156H184ZM193 154V153H192ZM33 155V154H32ZM131 155V154H130ZM134 155H136V154H134ZM179 155H181V153L179 152ZM178 155V156H179ZM190 155V154H189ZM197 155V154H196ZM195 155V156H196ZM44 156V155H43ZM94 156V155H93ZM97 156V155H96ZM126 156V155H125ZM178 156H177V158H178ZM186 156H188V157H186ZM192 156V155H191ZM53 157H54V155H53ZM91 157V156H90ZM118 157H120V156H118ZM134 157V158H133ZM137 157V155L136 156H132V157H130V163H131V167L130 168H137L140 164H142V162H141V160H142V158H140V162L139 161H137L138 163H140L139 165H137L136 167H135V164H136V158ZM141 157V156H140ZM49 158V157H48ZM52 158V157H51ZM99 158V157H98ZM138 158H139V156H138ZM181 158H179V159H181ZM193 158V157H192ZM132 159H135V161H133ZM170 159V160H169ZM195 159H196V157H195ZM211 159V158H210ZM45 160H46V158H45ZM64 160V159H63ZM92 160V159H91ZM139 160V159H138ZM213 160H214V158H213ZM20 161V160H19ZM115 161V160H114ZM128 161V160H127ZM181 161L182 160H180V163H181ZM184 161V162H185ZM219 161V162H220ZM23 162H24V160H23ZM22 162V163H23ZM30 162V161H29ZM28 162V163H29ZM40 162V161H39ZM60 162V161H59ZM63 162V161H62ZM99 162V161H98ZM101 162V161H100ZM125 162V161H124ZM135 162V163H134ZM183 162V161H182ZM187 162H185V163H187ZM193 162H194V160H193ZM193 162H192V164H193ZM31 163V162H30ZM33 163V162H32ZM134 163V164H133ZM157 164V166H159V162H156ZM170 163H172L173 165H179V164H174L173 162H170ZM178 163V162H177ZM16 164H18V163H16ZM21 164V163H20ZM38 164V163H37ZM68 164V163H67ZM219 164V163H218ZM30 165V164H29ZM52 165V164H51ZM53 165H55V164H53ZM95 165H97L96 163H95ZM132 165H133V167H132ZM143 165V164H142ZM195 165V164H194ZM194 165H191V166H189V171L194 167ZM222 165V164H221ZM220 165V166H221ZM22 166V165H21ZM58 166V165H57ZM196 166V165H195ZM223 166V167H224ZM25 167V166H24ZM39 167H40V165H39ZM38 167V168H39ZM141 167V166H140ZM140 167H138L137 169H139ZM152 167V166H151ZM178 167V166H177ZM181 167H183V166H181ZM200 167H198V168H200ZM21 168V167H20ZM156 170L158 169V168H156V167H154ZM186 169H187V166L185 167ZM185 168H184V170H185ZM194 168H196V167H194ZM194 168H193V170H194ZM224 168V169H225ZM104 169H105V167H104ZM125 169V168H124ZM136 169V170H137ZM171 169V168H170ZM169 169V170H170ZM59 170V169H58ZM134 170V169H133ZM140 170V169H139ZM153 170V169H152ZM172 170V169H171ZM183 169H181L180 170V173H187V171L185 172V171H182ZM188 170V169H187ZM193 170H191V172H189V174H188V176L190 175V173H192V171ZM209 170H210V172H209ZM218 170V169H217ZM32 171V170H31ZM35 171V170H34ZM131 171V170H130ZM143 171V170H142ZM141 171V172H142ZM160 171V167H159V169L157 170V173ZM219 171V170H218ZM36 172V171H35ZM144 172V171H143ZM146 172V171H145ZM148 172V171H147ZM161 172V171H160ZM173 172L174 171H171V173L170 174H168L167 172H164V174L162 175V173L161 174H159L158 173V176H156L157 177V180H155L154 179V181H156L157 183H158V185H160V186H163V188H165V186H167L168 184H167V181H168V175L170 176V175H173ZM22 173V172H21ZM71 173V172H70ZM119 173V172H118ZM133 173H134V171H133ZM136 173H137V171H136ZM135 173V174H136ZM168 175H167V174ZM195 174H194V176L192 177V178H194L195 179V175H196V177H198V172L196 173V172H194ZM222 173V172H221ZM120 174H122L121 172H120ZM141 174V173H140ZM176 174V173H175ZM200 174V173H199ZM211 174V175H210ZM226 174V175H227ZM138 175V174H137ZM183 175V174H182ZM181 175V176H182ZM214 175H216V173L214 174ZM225 175V176H226ZM61 176V175H60ZM144 176V175H143ZM143 176H141V177H143ZM180 175H177L176 177L179 179L180 177H179ZM187 176V175H186ZM187 176V177H188ZM203 176H206V178H204ZM48 177V176H47ZM137 177V176H136ZM141 177H140V179H141ZM198 177V178H199ZM46 178V177H45ZM44 178V179H45ZM117 178V177H116ZM152 178H154V177H152ZM197 178V179H198ZM204 178V179H203ZM56 179V178H55ZM182 179V178H181ZM184 179V178H183ZM188 179V181H189V177L187 178ZM206 179V180H205ZM34 180V179H33ZM46 180V179H45ZM47 180H49V179H47ZM59 180H61L62 181V179L61 178H59ZM124 180H126V179H124ZM130 180V179H129ZM135 180H137L136 178H135ZM170 180V179H169ZM175 179H173V181H174ZM185 180V179H184ZM191 180V179H190ZM138 181V180H137ZM182 181V180H181ZM187 181V182H188ZM193 180H191L190 182H192ZM123 182V181H122ZM126 182V181H125ZM131 182V181H130ZM178 182H179V180H178ZM186 181H185V183H187ZM190 182H188L189 184H191ZM50 183V182H49ZM112 183V182H111ZM152 183H153V181H152ZM183 181H182V185H183ZM18 184V183H17ZM33 184V183H32ZM42 184V183H41ZM170 184H171V182H170ZM174 184V183H173ZM178 184H180V183H178ZM192 184H197V183H195V182H193ZM39 185V184H38ZM43 185V184H42ZM86 185V184H85ZM88 186H89V182H88V184H87ZM110 185V184H109ZM114 185V184H113ZM154 185V184H153ZM172 185V184H171ZM175 185V184H174ZM177 185V184H176ZM175 185V186H176ZM181 185V184H180ZM47 186V185H46ZM146 186V185H145ZM184 186L185 187H188L189 185L187 184V186L184 184ZM32 187V186H31ZM141 187V186H140ZM150 187V186H149ZM177 188L176 189H178L179 190V188H178V185L176 186ZM181 187H183V186H181ZM191 187V186H190ZM193 187V188H192ZM190 189H192L193 190V192H195L196 191V189L195 188H197V186L194 188V186H192ZM38 188V187H37ZM45 188V187H44ZM112 188H113V190H112ZM111 188V190L112 191H114V186ZM116 188V187H115ZM154 188H156V187H153V189H151V188H149V191H148V201H149V203H151L150 205H149V209L148 210H145V209H143V212H141L140 214H141V218H142V220H143V222H144V224L145 223H147V222H149L148 224H150V223H152L151 222V220L153 219V216H155L154 215V213H153V210H152V206L154 205ZM206 188V186L204 187V189ZM31 189V188H30ZM60 189V188H59ZM64 189V188H63ZM167 189V188H166ZM186 189V188H185ZM203 189V190H204ZM65 190V189H64ZM181 190H184V188L183 189H181ZM180 190V191H181ZM188 192H189V187H188ZM201 190V188L199 187V191ZM41 191V190H40ZM174 191H176V190H174ZM225 191V192H224ZM227 191V192H226ZM52 192V191H51ZM57 192V191H56ZM142 192H144V191H142ZM163 192V191H162ZM184 192V191H183ZM187 192V193H188ZM193 192H191L190 191V195H192L193 194ZM115 193V192H114ZM164 193V192H163ZM179 193V192H178ZM182 193V192H181ZM186 193V192H185ZM192 193V194H191ZM62 194V193H61ZM131 194V193H130ZM180 194V193H179ZM27 195V194H26ZM58 195V194H57ZM117 195V194H116ZM140 195H142V194H140ZM177 195V194H176ZM183 195V194H182ZM215 195V196H216ZM218 195H217V197H218ZM60 196V195H59ZM119 196V195H118ZM117 196V197H118ZM180 196V195H179ZM186 196V195H185ZM185 196H184V198H183V200H185V201H183V200H181V201H179L180 199H178V201L180 202H177L178 203V205H180V208H179V211H177L176 213H175V216H176V220H177V229L178 230H180V233L182 232L184 235L183 236H188V237H191V236H193V235H196L197 233L199 234V232L204 228V225L205 224H203V223H200L199 224V227L197 226H195L194 227V225L193 224H191V223H189L188 221H183V211H186V210H184V209H186L185 207V205L187 204V202L189 203L190 201V199L188 200L187 198H185ZM120 197V196H119ZM128 197H129V195H128ZM145 197V196H144ZM131 198H132V196H131ZM131 198H128V199H131ZM139 198H140V196H139ZM168 198V197H167ZM175 198L177 199L178 197L177 196H175ZM179 198H181V197H179ZM215 198V197H214ZM27 199V198H26ZM224 199V198H223ZM125 200H127V199H125ZM125 200H123V201H125ZM133 200V199H132ZM138 200V199H137ZM167 200V199H166ZM165 200V201H166ZM188 200V201H187ZM194 200V199H193ZM136 201V200H135ZM187 201V202H186ZM198 201V202H197ZM24 202V201H23ZM72 202V201H71ZM108 202V201H107ZM127 202V201H126ZM125 202V203H126ZM193 202V201H192ZM215 202V201H214ZM223 202H225V200L223 201ZM21 204H22V202H20ZM68 203V202H67ZM124 203V202H123ZM132 203V202H131ZM167 203V202H166ZM194 203V202H193ZM217 203H218V201H217ZM216 203V204H217ZM24 204V203H23ZM22 204V205H23ZM111 204V203H110ZM121 204V203H120ZM26 205H27V203H26ZM164 205V204H163ZM218 205V204H217ZM24 206V205H23ZM29 205H27L26 207H25V210L28 208L29 209V207H28ZM92 206V205H91ZM129 206H131V204L129 205L128 204V207ZM165 206H166V204H165ZM192 203H190L189 204V210L190 211H192L193 209H192ZM203 206H201V207H203ZM216 206V205H215ZM71 207V206H70ZM70 207H69V209H70ZM75 207V206H74ZM87 207V206H86ZM134 207V206H133ZM147 207V206H146ZM178 207V206H177ZM30 208H32V207H30ZM33 208H34V204H33ZM124 208V207H123ZM131 208V207H130ZM129 208V209H130ZM213 208H214V206H213ZM212 208V209H213ZM221 208H223V207H221ZM35 209V208H34ZM33 209V210H34ZM132 209H134V208H132ZM257 209V214L254 212L255 210ZM80 210V209H79ZM125 210V209H124ZM123 210V211H124ZM131 210V209H130ZM144 210H145V212H144ZM157 210V209H156ZM196 210H197V208H196ZM195 210V211H196ZM28 210H26V212H27ZM43 211V210H42ZM73 211H74V209H73ZM214 211V210H213ZM215 211H216V209H215ZM221 211V210H220ZM28 212H30V210L28 211ZM87 212V211H86ZM125 212V211H124ZM217 212H218V210H217ZM216 212V213H217ZM224 212V211H223ZM28 214V213H27ZM32 214H33V212H32ZM71 214V213H70ZM88 214V213H87ZM126 214V213H125ZM188 214H190V213H188ZM188 214H187V216H188ZM219 214V213H218ZM217 214V215H218ZM221 214V213H220ZM228 214V213H227ZM31 215V214H30ZM35 215V214H34ZM33 215V216H34ZM82 215V214H81ZM90 215V214H89ZM114 215V214H113ZM127 215V214H126ZM135 215V214H134ZM139 215V214H138ZM192 215V214H191ZM204 215V214H203ZM216 214H214L213 216L215 217V216H217ZM221 215H223V214H221ZM32 216V215H31ZM46 216V215H45ZM87 216V215H86ZM91 216H93V215H91ZM140 216V215H139ZM225 216V215H224ZM230 216V215H229ZM28 217H30L29 216V214H28ZM41 217V216H40ZM72 217H73V215H72ZM210 217H212L211 216V214H210ZM210 217H209V219H210ZM35 218H37V217H35ZM47 218V217H46ZM85 218V217H84ZM92 218V217H91ZM95 218V216L93 217V219ZM136 218H137V215H136ZM140 218V217H139ZM201 218H203L204 220H205V218H204V216L203 217H201ZM213 218V217H212ZM224 218V217H223ZM29 219V218H28ZM32 219V218H31ZM34 219V218H33ZM57 219V218H56ZM133 219H134V217H133ZM216 219H219V215H218V217H216ZM215 218L213 219V221L215 222V220H216ZM225 219V218H224ZM227 219V218H226ZM35 220V219H34ZM33 220V221H34ZM51 220V219H50ZM96 220L97 219H95V222H96ZM140 220V219H139ZM175 220V221H176ZM212 220V219H211ZM32 221V222H33ZM92 221H94V220H92ZM141 221V220H140ZM153 221V220H152ZM167 221V220H166ZM209 221V220H208ZM212 221V222H213ZM220 221V220H219ZM35 222V221H34ZM53 222V221H52ZM87 222V221H86ZM201 222H203V221H201ZM210 222V221H209ZM208 222V223H209ZM218 222V221H217ZM221 222V221H220ZM219 222V223H220ZM223 222V221H222ZM36 223V222H35ZM34 223V224H35ZM45 223V222H44ZM54 223V222H53ZM97 223H99V222H97ZM189 223V224H188ZM211 223V222H210ZM231 223H230V225H231ZM42 224V223H41ZM153 224V223H152ZM214 224H217V223H214ZM48 225V224H47ZM118 225V224H117ZM147 225V224H146ZM145 225V226H146ZM42 226H43V224H42ZM45 226V225H44ZM88 226V225H87ZM120 226V225H119ZM142 226V225H141ZM144 226V227H145ZM156 226H157V224H156ZM211 226H213V227H216V225H213V223H211ZM218 226H219V224H218ZM36 227H37V225H36ZM41 227V226H40ZM96 227L97 228H99V226H97L96 225ZM125 227V226H124ZM153 227V226H152ZM212 227V228H213ZM219 227H221V226H219ZM219 227H217V228H219ZM43 228V227H42ZM52 228H53V226H52ZM129 228V227H128ZM155 228V227H154ZM161 228V227H160ZM165 228V227H164ZM232 228V227H231ZM125 228H123L122 230H124ZM127 229V228H126ZM150 229V228H149ZM210 228H208V230H209ZM214 229V228H213ZM223 229V228H222ZM42 230V229H41ZM92 231H93V229H91ZM90 230V231H91ZM103 230V229H102ZM128 230V229H127ZM207 230V229H206ZM212 230V229H211ZM68 230H66V232H67ZM101 231V230H100ZM125 231V230H124ZM151 231V230H150ZM156 231V230H155ZM158 231V230H157ZM214 231H215V229H214ZM225 231V230H224ZM47 232V231H46ZM57 232V231H56ZM116 232V231H115ZM131 232H132V230H131ZM153 232V230L151 231V233ZM162 232V231H161ZM166 232H168V231H166ZM204 232V231H203ZM212 232H213V230H212ZM216 232V231H215ZM227 232V231H226ZM225 232V233H226ZM41 233V232H40ZM43 233V232H42ZM61 233H64L63 231H61ZM60 233V234H61ZM124 233V232H123ZM125 233H127L126 231H125ZM227 233V234H228ZM207 234L211 237V235L210 234H214V233H211V231H209V233L207 232ZM53 235H56V237H57V235H58V233L57 234H53ZM70 235V234H69ZM68 235V236H69ZM90 235V234H89ZM101 235V234H100ZM123 235H125V234H123ZM148 235V234H147ZM149 235H150V233H149ZM201 235V234H200ZM223 234H221V236H222ZM61 236V238H64L65 237V235H64V237H62L63 235H60ZM71 236V235H70ZM69 236V237H70ZM152 236V235H151ZM156 236V235H155ZM160 236V235H159ZM182 236V237H183ZM201 236H203V235H201ZM217 236V235H216ZM230 236V235H229ZM59 237V236H58ZM58 237H57V239H58ZM72 237V236H71ZM106 237V236H105ZM115 237H117V236H115ZM119 237V236H118ZM126 237V236H125ZM60 238V237H59ZM153 238V237H152ZM185 238V237H184ZM205 238V237H204ZM222 238V237H221ZM65 239H67V236L65 237ZM72 239H74V238H72ZM120 239H122L121 237H120ZM155 239V238H154ZM192 239V238H191ZM210 239V238H209ZM226 239V237L224 238V240ZM59 240V239H58ZM61 240H63L64 241V239H61ZM67 240H69V239H67ZM71 240V239H70ZM126 240V239H125ZM147 240V239H146ZM157 240H159V238H157ZM189 240V239H188ZM211 240H212V237H211ZM223 240V241H224ZM243 240V241H242ZM60 241V240H59ZM66 241V240H65ZM151 241V240H150ZM153 241V240H152ZM57 242V241H56ZM61 242V241H60ZM60 242H58V243H60ZM73 242V241H72ZM165 242V241H164ZM167 242H168V240H167ZM171 242V241H170ZM186 242V241H185ZM211 242V241H210ZM216 242V241H215ZM221 242L222 241H220V246H221ZM62 243V242H61ZM68 242H65V244H67ZM102 243H104L103 241H102ZM121 243H122V240H121ZM131 243V242H130ZM156 243V242H155ZM158 244V243H157ZM168 244V243H167ZM189 245H188V251H187V255H188V257H189V262L187 263V264H204V258H205V261H206V258L211 262H213V264H220V261H226V259H227V257L225 258V259H222L221 260V254H215V253H210V252H214V251H212L211 249H213L214 250V248L213 247H211V249H209L208 247H204V245H207V242L204 244V242L201 240L200 241V239H194V241L193 242H189L188 243ZM191 244H195V246H193L194 247V249H193V247L191 246ZM204 244V245H203ZM242 244V245H241ZM62 245H64L63 243H62ZM69 245V244H68ZM120 245V244H119ZM161 245H163V243L161 244ZM263 245V244H262ZM147 246H149V245H147ZM154 246V245H153ZM220 246H219V251H220ZM226 246H228V244L226 245ZM264 246V245H263ZM69 247H71V245H69ZM74 247V246H73ZM171 247V246H170ZM180 247H182V245L180 246ZM190 247H191V249H190ZM216 247H218V245H216ZM72 248V247H71ZM155 248H156V246H155ZM174 248H175V246H174ZM223 248V247H222ZM73 249V248H72ZM157 249V248H156ZM159 249V248H158ZM157 249V250H158ZM190 249V250H189ZM208 249L210 250V251H208ZM217 249V248H216ZM146 250H148V249H146ZM168 250V249H167ZM263 250H264V248H263ZM149 251V250H148ZM222 251V250H221ZM143 252H144V250H143ZM142 252V253H143ZM169 252V251H168ZM215 252H217L216 250H215ZM223 253V257H224V253H225V251H222ZM263 252V251H262ZM172 253V252H171ZM148 254V253H147ZM150 254H152V253H150ZM181 254V253H180ZM215 254V255H214ZM225 254H229L228 252H226ZM217 255V256H216ZM164 256V255H163ZM185 256V254L182 256V257H184ZM141 257V256H140ZM148 257H150V256H148ZM229 257V256H228ZM108 258V257H107ZM113 258H115V257H113ZM139 258V257H138ZM147 258V257H146ZM264 258V257H263ZM131 259V258H130ZM135 259H137V257L135 258ZM160 259H161V257H160ZM107 260V259H106ZM121 260V259H120ZM141 260V259H140ZM156 260V259H155ZM130 261V260H129ZM136 261V260H135ZM183 261H184V259H183ZM231 261V260H230ZM132 262H134L133 260H132ZM141 262V264L143 263V261H140ZM146 262H148V261H146ZM161 262V261H160ZM107 263V262H106ZM139 263V262H138ZM209 263V262H208ZM135 264V263H134ZM147 264V263H146ZM160 264V263H159ZM207 264V263H206Z\"/></svg>",
	"mask_w": 264,
	"mask_h": 264
}]
</instances>
